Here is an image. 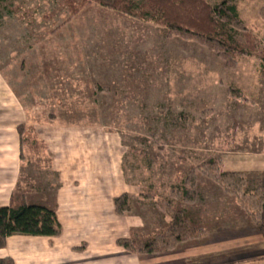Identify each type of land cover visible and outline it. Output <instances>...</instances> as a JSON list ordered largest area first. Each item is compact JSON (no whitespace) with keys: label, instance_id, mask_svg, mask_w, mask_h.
I'll list each match as a JSON object with an SVG mask.
<instances>
[{"label":"rangeland","instance_id":"obj_1","mask_svg":"<svg viewBox=\"0 0 264 264\" xmlns=\"http://www.w3.org/2000/svg\"><path fill=\"white\" fill-rule=\"evenodd\" d=\"M230 1L255 42V55L237 56L233 70L194 41L167 38L151 22L94 2L72 15L70 4L79 6L78 0L0 1V73L29 122L18 126L23 127V165L17 193L36 192L45 201L54 193L56 174L35 161L49 157L43 138L51 132L44 126L74 123L84 128L80 132L99 134L98 143L107 139L111 150L116 131L125 148L115 149V155L126 150L131 212L117 215L109 205L99 217L144 220L145 227L127 239L135 250L170 226L158 208L170 202L192 228L206 234L200 239L236 247L216 260L264 256V212L261 220H251L255 211L246 200L240 205L200 175L195 203L171 194L181 176L207 160L219 159L224 170L238 169L246 196L264 184V62L258 55L264 52V0ZM231 36L245 47L241 34ZM228 89L246 101L229 97Z\"/></svg>","mask_w":264,"mask_h":264},{"label":"crops","instance_id":"obj_2","mask_svg":"<svg viewBox=\"0 0 264 264\" xmlns=\"http://www.w3.org/2000/svg\"><path fill=\"white\" fill-rule=\"evenodd\" d=\"M28 123L25 110L0 73V206H9L12 199L15 205L23 195L29 205L54 211L60 226L56 238L8 237L0 250V259L9 258L14 264H264L263 255L244 256L234 261L216 260L223 252L236 247H229L230 243L226 247L216 241L206 243L202 239L160 256H143L119 247L118 240L129 239L133 231L145 225L144 220L99 217L103 208L113 206L114 199L128 194L127 189L131 187L123 171L126 150L120 156L114 153L117 148H125L123 138L116 131L118 137L109 139L114 146L111 150L107 139L103 137L98 143L95 139H99V134L80 132L84 128L74 123L61 126L51 122L44 126L51 132L43 139L57 178L54 193L47 201L41 200L36 192L17 193L23 165L17 128ZM100 127L112 131L108 125ZM261 168L264 173V164ZM221 170L240 172L222 167Z\"/></svg>","mask_w":264,"mask_h":264},{"label":"trees","instance_id":"obj_3","mask_svg":"<svg viewBox=\"0 0 264 264\" xmlns=\"http://www.w3.org/2000/svg\"><path fill=\"white\" fill-rule=\"evenodd\" d=\"M3 1V0H0ZM79 6L70 4L71 14L78 12L87 2H94L99 7L116 12L126 17L140 21H148L163 28L167 38H181L195 43L214 52L224 63L226 69L233 70L237 66L236 57H252L255 55V42L249 31L244 27L239 18L238 11L230 0H222L218 4L210 5L206 0H78ZM264 12V8L261 14ZM231 32L239 33L245 40V47H241L231 36ZM260 59L264 62V52H260ZM229 97L245 102V98L230 89ZM23 127L18 128L20 147L22 148ZM154 139V137H152ZM156 148L162 147L156 143ZM22 151V150H21ZM21 158L22 152H21ZM44 159V160H43ZM125 160V159H124ZM35 161L41 168L49 169L51 159L49 157H37ZM43 161V162H42ZM43 164V165H41ZM220 160H207L192 168L186 175L181 176L176 195L186 203L197 201L198 175L210 180L219 186L223 193L235 202L246 200L247 206L253 208L250 213L251 220H261L264 212V186H259L251 195H245L243 189L246 181L241 173L223 172L220 170ZM123 163V171L124 170ZM153 190L152 184L147 187ZM128 194H122L113 201L114 213L125 215L131 212ZM171 220L170 226L162 234L151 237L139 250H135L132 242L127 239L117 241V245L123 249L147 256L163 255L180 243L195 241L204 232L195 230L189 223V218L181 210L172 207L170 202L158 207ZM248 214V213H247ZM259 223V222H257ZM264 232V226L261 228ZM200 232V233H199ZM60 234V226L54 211L38 205H29L22 196L10 202L9 206H0V250L5 247L8 237L15 235L56 238ZM200 239V238H199ZM160 250L161 252H157ZM0 264H14L9 258L0 259Z\"/></svg>","mask_w":264,"mask_h":264}]
</instances>
